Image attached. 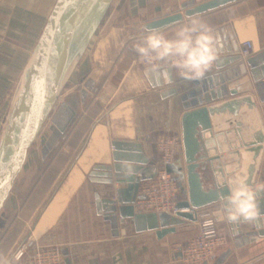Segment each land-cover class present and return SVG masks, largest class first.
Listing matches in <instances>:
<instances>
[{
  "label": "crops",
  "instance_id": "obj_1",
  "mask_svg": "<svg viewBox=\"0 0 264 264\" xmlns=\"http://www.w3.org/2000/svg\"><path fill=\"white\" fill-rule=\"evenodd\" d=\"M206 1H113L71 68L50 117L52 126H44L41 142L29 150L0 212V260H8L32 230L38 246L60 247L66 264H181L178 247L196 236V223L178 218L175 224L170 218L163 228L154 215L160 213L134 208L141 185L161 165L158 138L164 133L183 137L189 112L220 102L213 93L223 79L229 85L248 77L251 89L241 85L238 94L254 97L264 121V0H240L158 30L171 38L182 22L197 18L222 36L220 59L201 81L169 71L165 83L163 69L153 72L139 62L134 45L149 31L148 23ZM55 3L0 0V155L33 50ZM250 34L253 54L244 59L240 50ZM64 103V112L74 113L65 128L54 117ZM55 131L56 142L47 147ZM184 158L183 147L173 164L184 166ZM123 161L133 162L134 172L144 175L138 191L126 189ZM263 177L264 154L257 180ZM178 184L177 202L186 201V178ZM258 200L263 212L264 196ZM219 207H209L214 216ZM217 222L228 240L224 248L231 251L219 264H264V219Z\"/></svg>",
  "mask_w": 264,
  "mask_h": 264
},
{
  "label": "water",
  "instance_id": "obj_2",
  "mask_svg": "<svg viewBox=\"0 0 264 264\" xmlns=\"http://www.w3.org/2000/svg\"><path fill=\"white\" fill-rule=\"evenodd\" d=\"M238 1L240 0H208L154 20L146 28L158 31L184 18ZM111 2L112 0H56L33 50L13 115L7 123L6 142L0 155V212L23 169L29 150L41 135L55 108L71 68L101 23ZM228 77V80L232 79L231 76ZM224 81L223 79L216 84L213 93V98L220 99V102L194 109L184 117V166L171 164L167 169L178 175L174 177L178 183L186 178L188 199L179 201L176 207L189 209L190 212H180L175 217L167 213L154 214L163 228L167 226L164 222L170 218L175 224L178 223V218L195 223L196 210L220 203L219 196L227 195V189L216 186L215 173L230 174L235 166L249 183L255 185L264 154V121L254 97L249 93L238 94L243 91L241 85L247 84L246 89H251L248 77L229 85H224ZM199 93L200 90L195 92ZM230 95L232 97L228 98ZM260 98L264 102V96ZM203 130H209L213 134L222 133L225 137L223 143L228 145V149L223 150L217 145L215 152L210 153L201 136ZM53 137L55 135H52L49 143ZM143 176L138 172L127 176L126 189L138 191ZM263 196L264 192L258 198ZM261 214L264 215V211ZM254 223L258 224V221ZM224 247L213 253L209 259L210 264H219L230 254V249ZM218 255L220 257L216 259Z\"/></svg>",
  "mask_w": 264,
  "mask_h": 264
},
{
  "label": "clouds",
  "instance_id": "obj_3",
  "mask_svg": "<svg viewBox=\"0 0 264 264\" xmlns=\"http://www.w3.org/2000/svg\"><path fill=\"white\" fill-rule=\"evenodd\" d=\"M222 47L223 38L211 25L197 18H189L186 23L180 24L171 38L160 31L149 30L134 45V50L151 71L159 72L163 69L162 78L168 83L169 71H174L179 78L188 81L203 80L220 59ZM201 136L210 153L215 152L217 145L223 150L228 149V145L223 143L225 137L222 133L213 134L209 130H203ZM121 163L126 176L135 174L133 162ZM215 180L218 188L227 189V195L219 196L220 207L215 213L217 220L236 225L264 219L258 200V195L264 192V182L255 185L249 183L235 166L230 174L215 173ZM212 224L213 220L207 219L203 226L211 229ZM204 235L211 237L214 233L209 230ZM0 264H10V261L0 260Z\"/></svg>",
  "mask_w": 264,
  "mask_h": 264
},
{
  "label": "built area",
  "instance_id": "obj_4",
  "mask_svg": "<svg viewBox=\"0 0 264 264\" xmlns=\"http://www.w3.org/2000/svg\"><path fill=\"white\" fill-rule=\"evenodd\" d=\"M253 45V38L250 34L248 39L242 43L240 50L244 59L252 56ZM139 62L143 67L149 68L140 58ZM214 69L215 66L211 73ZM157 148L161 165L154 177L141 185L140 196L134 203L135 210L145 213H167L172 216H177L180 212H190L189 209L176 207L179 184L167 169L174 163L178 152L183 149L182 137L173 133H164L157 140ZM258 182H264V177L257 180L255 184ZM207 219L213 220L211 229H205L203 226ZM195 223L197 225L196 236L178 247L181 264H206L217 249L227 245V237L221 231L219 223L209 208L196 210ZM209 230L214 235L205 237L204 232ZM8 261L10 264H66L60 247L38 246L37 237L32 230L24 235Z\"/></svg>",
  "mask_w": 264,
  "mask_h": 264
},
{
  "label": "rangeland",
  "instance_id": "obj_5",
  "mask_svg": "<svg viewBox=\"0 0 264 264\" xmlns=\"http://www.w3.org/2000/svg\"><path fill=\"white\" fill-rule=\"evenodd\" d=\"M113 1L114 0H112V2H111V4H110V7L112 6V3H113ZM110 7H109V9L107 10L108 12H109V10H110ZM107 12V13H108ZM106 15V14H105ZM105 17V16H104ZM104 19V18H103ZM102 19V20H103ZM102 22V21H101ZM63 86H64V84H63ZM62 86V89H61V92H60V94H62L63 92H64V87ZM20 90V89H19ZM59 102H60V100H58L57 102H56V105H55V107L59 104ZM66 107H67V105L64 103V104H62V105H60L59 106V109H58V111L56 112V114L54 115V117H55V120L57 121V120H59V119H62L61 121H59V122H61V125H64L63 127L65 128L69 123H70V121H71V119H72V114H74L70 109H68L69 111L66 113V111L64 112V110H66ZM54 111H55V108L53 109V111H52V114L54 113ZM65 113V114H64ZM63 114H64V116H63ZM13 115V114H12ZM66 115V116H65ZM51 117V116H50ZM55 123V122H54ZM48 126L49 127H51L52 126V122H51V118H49L48 119V121H47V123H46V125H45V127L46 128H48ZM45 128V129H46ZM60 128H62V127H60ZM42 134H41V137H39L37 140H36V142H35V144L33 145V146H36V145H38L40 142H41V139L43 138V132H41ZM56 133H58V131H55V133H54V135H55V137H56ZM55 137H53L52 139L53 140H51V142L50 143H48L47 144V147H51L53 144H55V142H56V139L57 138H55ZM46 146V145H45ZM53 196H56V193L54 192L53 193ZM44 208V207H43ZM40 216L41 215H38L37 216V218H36V220H35V222H34V225H36V224H38V222H39V219H40ZM35 235V234H34ZM36 236V235H35ZM37 237V236H36Z\"/></svg>",
  "mask_w": 264,
  "mask_h": 264
},
{
  "label": "bare ground",
  "instance_id": "obj_6",
  "mask_svg": "<svg viewBox=\"0 0 264 264\" xmlns=\"http://www.w3.org/2000/svg\"><path fill=\"white\" fill-rule=\"evenodd\" d=\"M44 226V223L42 222L39 226V228L41 229Z\"/></svg>",
  "mask_w": 264,
  "mask_h": 264
},
{
  "label": "trees",
  "instance_id": "obj_7",
  "mask_svg": "<svg viewBox=\"0 0 264 264\" xmlns=\"http://www.w3.org/2000/svg\"><path fill=\"white\" fill-rule=\"evenodd\" d=\"M107 12H108V11H107ZM107 12H106V15L108 14ZM106 15H105V16H106Z\"/></svg>",
  "mask_w": 264,
  "mask_h": 264
}]
</instances>
